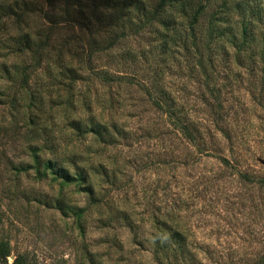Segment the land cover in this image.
I'll list each match as a JSON object with an SVG mask.
<instances>
[{"label":"rangeland","instance_id":"rangeland-1","mask_svg":"<svg viewBox=\"0 0 264 264\" xmlns=\"http://www.w3.org/2000/svg\"><path fill=\"white\" fill-rule=\"evenodd\" d=\"M200 2L195 46L177 9L109 46L126 15L104 0H0V264H264V22L255 0ZM164 223L175 258L155 249Z\"/></svg>","mask_w":264,"mask_h":264},{"label":"trees","instance_id":"trees-1","mask_svg":"<svg viewBox=\"0 0 264 264\" xmlns=\"http://www.w3.org/2000/svg\"><path fill=\"white\" fill-rule=\"evenodd\" d=\"M105 4L113 6L115 9L118 7L121 9L120 14H124L123 18L117 20L115 23H119L120 28L118 30H114L111 35V39L109 41V46L118 42L122 37L125 35V27L134 28L138 31V27L141 28L147 25H153L154 23H160L161 25L172 26L177 18V14H175L172 9H177L180 13H183L185 17L188 18V27H189V37L192 41V45L195 46L196 40L198 38L197 31L195 29V24L198 23L200 14L203 11V6L199 0V3H195L196 0H104ZM239 5V3L236 2ZM236 5V6H238ZM26 10H32L31 6H28L24 3L22 5ZM251 13L255 16L256 19H260L264 22V0H255V5L250 6ZM215 17V16H214ZM172 24V25H171ZM224 29V30H223ZM166 33V32H165ZM215 35H228L226 39L237 46V48L242 47L247 40H251L247 36L246 25L243 23L241 29L238 31L228 27L227 25L224 27L219 26L216 22L209 20V24L207 26V35L212 39ZM170 35V34H168ZM174 37V36H172ZM171 37V39H172ZM178 37V36H177ZM177 37L175 39H177ZM263 43H264V36ZM22 39L26 40L25 46H31V43L27 34L21 35ZM165 41H168V36ZM184 41H187L184 39ZM41 46V42H39L35 49H39ZM36 51V50H35ZM40 51V50H39ZM60 65H63L64 71H68L72 73L74 76L75 72H72L73 67L71 64H66L60 62ZM99 75L105 76V72H99ZM264 88L262 85L259 88V97L262 99ZM163 96L161 97H154L153 100L157 104L164 105L163 107L167 111V114L171 117L176 124H180L183 131L187 133L190 139L194 140L195 137L193 136V122L192 127H188L186 123L182 124L180 122L179 116L176 112L171 108L173 106L172 98H168L165 96L164 92H161ZM179 126V127H180ZM91 128L99 133L102 134L103 130L100 128V124L96 123ZM192 128V129H191ZM192 133V134H191ZM35 167L40 169L43 165L44 167H55V163L50 159H46L44 161L36 159ZM55 169L58 171L59 175L64 178H69L70 174L67 168L63 166H56ZM242 175V174H241ZM163 234L158 235L155 237V249L160 252L163 257H168L169 255H173L174 258L178 255L179 252L185 251V247L187 243L185 242V237L182 231L178 228H173L171 225L164 223L162 225ZM178 252H175L174 250ZM10 253V244L6 239H0V260H4L6 262L7 255ZM260 259L264 262V251L260 255ZM10 264H26V257L22 253H17L14 259L11 261Z\"/></svg>","mask_w":264,"mask_h":264}]
</instances>
